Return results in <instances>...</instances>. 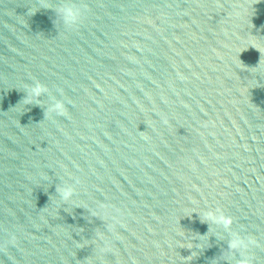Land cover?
Instances as JSON below:
<instances>
[{
	"label": "water",
	"instance_id": "95a60500",
	"mask_svg": "<svg viewBox=\"0 0 264 264\" xmlns=\"http://www.w3.org/2000/svg\"><path fill=\"white\" fill-rule=\"evenodd\" d=\"M236 236L264 264V0H0V264H241Z\"/></svg>",
	"mask_w": 264,
	"mask_h": 264
},
{
	"label": "clouds",
	"instance_id": "9594fccd",
	"mask_svg": "<svg viewBox=\"0 0 264 264\" xmlns=\"http://www.w3.org/2000/svg\"><path fill=\"white\" fill-rule=\"evenodd\" d=\"M65 15L69 19H73V20L76 19V16L73 13L71 8H68L65 10ZM44 91H45L44 87L42 85H39V84L32 90L33 95H36V96H39ZM53 110L56 111L58 114H61V115H64V113L66 112L64 104L62 102H55ZM70 195H71V193L66 191L64 193L65 199H67ZM219 222L222 223L225 227H228L231 223V219L230 218H221V220ZM251 243L252 242L250 240H245L244 238H241L239 236L234 237L233 240L230 242L229 247L232 250H239L242 253H245L243 259L241 260V264H251L250 256L247 254Z\"/></svg>",
	"mask_w": 264,
	"mask_h": 264
}]
</instances>
